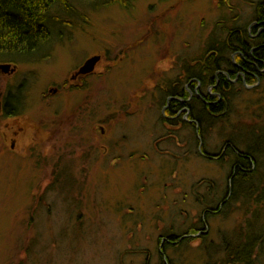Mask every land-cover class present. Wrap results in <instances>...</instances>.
<instances>
[{
  "label": "rangeland",
  "instance_id": "obj_1",
  "mask_svg": "<svg viewBox=\"0 0 264 264\" xmlns=\"http://www.w3.org/2000/svg\"><path fill=\"white\" fill-rule=\"evenodd\" d=\"M259 1L135 0L124 10L94 9L81 0L71 17L50 10L57 29L51 57L33 64L20 60L11 81L27 78L26 87L11 91L16 112L31 128L43 124L49 137L15 155L0 136V264H158L163 235L194 228L198 232L186 236L192 242L169 246L163 262L203 264V234L216 243L235 239V230L245 225L241 212L230 209L209 219L199 201L208 186L213 190L207 200L221 196L231 165L208 160L202 149L214 158L223 145L219 137L236 131L239 119L260 122L264 76L233 85L258 90H237L231 116L205 138L161 124L159 115L163 91L196 73L195 62L209 42L226 37L224 30L255 23ZM92 55L108 64L101 77L85 89L41 100L46 86L61 84ZM89 111L94 124L86 118ZM97 124L103 136L93 130ZM27 140L34 143L35 136ZM258 254L254 264H264V247Z\"/></svg>",
  "mask_w": 264,
  "mask_h": 264
},
{
  "label": "trees",
  "instance_id": "obj_2",
  "mask_svg": "<svg viewBox=\"0 0 264 264\" xmlns=\"http://www.w3.org/2000/svg\"><path fill=\"white\" fill-rule=\"evenodd\" d=\"M74 1L79 3L81 0H0V60L8 61L12 55L16 60L21 55L34 53L43 47L49 53L57 36L49 12L54 9L71 17L74 15L71 2ZM84 1L94 9L118 5L125 10L135 0ZM253 21V25L224 30L226 37L221 42L216 39L218 42L215 44L209 42L204 56L196 61V73L191 72L186 77L185 82L189 84L191 94L176 84L163 91V108L166 107L164 113L159 115L161 124L176 130L180 127L189 129L191 133L205 138L210 130L217 129V123L231 116L228 110L231 109V101L237 90L243 93H255L258 90V87L250 91L241 90L227 81V77L234 80L237 71H242L245 80L251 83L261 81L264 76V0L256 4ZM237 84L243 86L241 81ZM168 97L171 99L167 102ZM183 117L186 119L183 120ZM259 119L257 124H246L248 126L239 119L233 126L236 131L229 137H219L223 139V145L214 155L217 162L231 165L228 183L220 191V197L209 200L207 196L212 194L213 188L208 186L206 196L199 201L200 204L206 203V218L225 216L233 209L245 217L242 221L245 225L241 227L238 224L240 227L235 230L233 236L237 243L231 237L220 238L222 247L218 249L217 257H214L216 251L202 235L198 240H201L200 250L206 258L203 264H240L238 260L243 257L240 255L242 253L248 264H254L259 256L258 251L264 247V219L260 216L264 215V209L259 208V205L264 204V114H260ZM202 150L210 160L212 154L209 155L204 148ZM190 230L180 236L173 232L163 235L165 242L160 244L161 240L158 241L161 245L157 250L158 264H165L163 255L169 246L181 248L192 242V236L186 238Z\"/></svg>",
  "mask_w": 264,
  "mask_h": 264
},
{
  "label": "flooded vegetation",
  "instance_id": "obj_3",
  "mask_svg": "<svg viewBox=\"0 0 264 264\" xmlns=\"http://www.w3.org/2000/svg\"><path fill=\"white\" fill-rule=\"evenodd\" d=\"M44 56V50L40 49L39 51L34 52V54L32 55H30V53H28L27 55H21L16 58V60L13 59L14 56L12 55V58L10 60L0 61V66H9L8 73L3 74L0 72V121H2V123L4 124L3 128L0 130V136L3 140L4 145L7 147V151L10 154L19 155L22 150L25 151L27 149H30L31 146H33L34 149H37L39 148V146H43V142L49 137L47 134L44 133L43 124L31 128L27 124V120L21 118L20 113L16 112V104L18 102V99H15L14 96H12L11 94L13 87H17L18 89L21 87H26V82H28L26 78L22 81L16 82L15 84H12L11 86V81H13L18 76L19 65L21 64L19 63L20 60H26L28 64H33L34 62L42 63L45 62L43 58ZM100 57L101 59L99 63L94 67V70L91 73L87 75H81L78 73V70L84 64V62H82L78 67H76L71 72L65 75V78L61 82V84L57 85L50 83L43 89V93L40 95L41 100H52L61 91L64 90H71L77 87H79L78 89H85L92 80L100 77V73L104 70L105 66L107 65V62L105 64L103 63V56ZM187 75L189 76L190 73L188 74L187 72ZM34 78H36L35 75ZM240 78H242L241 84L245 85L247 82L245 81V74H243L242 71H237L235 73V79L230 82L232 83V85H234L236 83H239ZM175 84L178 85V83ZM181 86L186 91L189 88V84H186L185 81L182 83ZM187 92L191 94L189 90ZM169 98L171 99V97ZM6 110H8L9 113ZM92 115L93 111H89V113H86V118L90 122V124H94V118L92 119L91 117ZM93 130L98 131L101 136L104 135V128L99 124L95 125V128L93 127ZM34 136L35 141H32L34 143H30L27 138L31 137L34 140Z\"/></svg>",
  "mask_w": 264,
  "mask_h": 264
},
{
  "label": "bare ground",
  "instance_id": "obj_4",
  "mask_svg": "<svg viewBox=\"0 0 264 264\" xmlns=\"http://www.w3.org/2000/svg\"><path fill=\"white\" fill-rule=\"evenodd\" d=\"M71 6H72V8L75 10L77 7V4H78V2H76V1H74V2H71ZM71 19V18H70ZM44 50V49H43ZM52 50V49H51ZM50 50V51H51ZM49 51V52H50ZM37 52V51H36ZM44 52H45V56L43 57L44 58V60L46 61L47 59H49L50 57H51V53H48L47 51H45L44 50ZM46 52H47V54H46ZM32 54H34V53H30V55H32ZM93 57V55L92 56H90L89 58H86L83 62H84V64H85V62L86 61H88L89 59H91ZM23 58V57H22ZM26 58V57H25ZM83 64V65H84ZM196 64H197V62H195V64H194V67H196ZM227 81H231V79H229L228 77H227ZM211 161H213V160H215L216 159V157H214V158H209ZM207 191V190H206ZM202 222H203V220H202ZM239 224V223H238ZM204 235V234H203ZM207 238V237H206ZM205 238V239H206ZM206 243H210L211 244V246H212V248H213V251L215 252V251H217L218 249H220L221 247H222V244H221V242L220 241H218V243H216L215 241H213V240H211V239H206ZM211 248V249H212ZM241 256H243L242 258H240L239 260H238V262L240 263V264H248V261L246 260V256H245V254L244 253H242V254H240ZM239 256V255H238ZM252 261V260H251ZM254 261V260H253ZM170 262V260H168V263Z\"/></svg>",
  "mask_w": 264,
  "mask_h": 264
},
{
  "label": "water",
  "instance_id": "obj_5",
  "mask_svg": "<svg viewBox=\"0 0 264 264\" xmlns=\"http://www.w3.org/2000/svg\"><path fill=\"white\" fill-rule=\"evenodd\" d=\"M99 57H92L88 61L85 62V64L79 69L78 73L81 75L89 74L93 71L95 65L99 62ZM9 66L7 65H1L0 66V72L3 74L8 73Z\"/></svg>",
  "mask_w": 264,
  "mask_h": 264
}]
</instances>
